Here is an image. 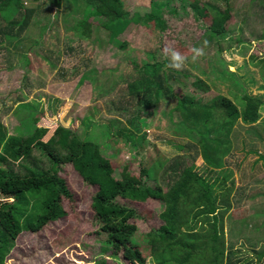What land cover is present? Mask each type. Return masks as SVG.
<instances>
[{
  "label": "rangeland",
  "instance_id": "374dc122",
  "mask_svg": "<svg viewBox=\"0 0 264 264\" xmlns=\"http://www.w3.org/2000/svg\"><path fill=\"white\" fill-rule=\"evenodd\" d=\"M24 1L28 7L32 3L42 7L47 2ZM160 1L164 3L165 0ZM160 1L156 5L163 9ZM198 1L201 6L207 3L222 12L230 10L227 35L213 40L205 35L206 26L211 24L210 11L201 14L199 20L194 11L184 10L181 2H176V12H165L168 29L163 31L147 25L142 19L152 11L151 0H124L125 10L130 14L128 21L104 29L96 19H91L90 35L85 33L81 37L75 29L81 13L70 15L71 10L65 2L60 10L47 4L24 35L28 41H39L27 51L28 55L0 48V122L10 135H24L28 120L22 121L23 116L17 112L21 104L29 105L36 111L38 126L48 129L45 142L73 134L82 138L89 135L111 161L116 179H122L126 169L138 176L146 165L159 161L171 165L183 154L174 145L185 142L175 134L180 116L171 111L176 103L163 97L157 106L152 99L146 105L149 108L141 105L140 99L127 105L129 82L137 79L144 64L164 63L158 74L162 76L164 70H168V75L173 74L177 78L173 86L178 94L190 93L204 101L223 96L235 102L234 94L239 100L248 94L264 101V0ZM56 12L59 15L54 16ZM204 41L208 42L205 55L193 63L189 50L203 46ZM165 47L175 48L187 56L182 71L165 67L169 63L163 54ZM227 71L235 73V77L231 78ZM196 77L210 86L208 92L194 89L192 82ZM234 81L242 88L240 85L233 87ZM229 88L234 89L233 94ZM262 107L257 124L247 126L239 118L233 126V149L224 169L233 174L227 181L232 208L224 219L226 241L232 247L234 260L240 264H264V257L259 258V253L264 251V161L260 158L264 157ZM138 116L143 120L139 135H146L141 152L116 132L113 137L107 135L110 122H114L118 130L130 127V120ZM90 119L92 125L88 127ZM196 153L194 151L196 172L203 177L207 175L208 182L217 187L216 178L221 181L224 176L215 172L207 174L205 163ZM37 155L26 156L18 168L24 170L25 166L42 164ZM161 173L160 170V180L164 179ZM59 174L73 193L71 200L63 201L67 216L44 224L35 232H23L5 264H102L103 261L105 264H130L126 260L128 252L125 256L103 252L107 236L99 232L92 209L97 187L86 183L70 163L64 164ZM117 202L139 214L131 221L138 227V236L163 224L161 201L134 202L118 198ZM145 256L149 257L146 253ZM148 264H154L152 258L148 259Z\"/></svg>",
  "mask_w": 264,
  "mask_h": 264
},
{
  "label": "trees",
  "instance_id": "16d2710c",
  "mask_svg": "<svg viewBox=\"0 0 264 264\" xmlns=\"http://www.w3.org/2000/svg\"><path fill=\"white\" fill-rule=\"evenodd\" d=\"M157 1L160 0H151L152 11L142 17L147 25L167 30L165 12H176L174 4L181 2L182 9L190 8L199 20L205 11L211 12V24L206 26L205 32L211 40L229 33L228 23L232 16L229 9L222 12L207 3L201 6L198 0L160 1L164 5L160 9ZM63 2L71 10L70 15L82 14L79 25L75 27L81 37L85 33L90 35L91 19H96L104 29L130 19L124 0H47L42 7L33 3L28 7L24 0H0V48L16 53L20 51L26 56L27 51L39 43L24 37L34 18L47 4L60 10ZM57 15L59 12L54 16ZM163 66L164 63L156 61L139 69L137 79L129 82L127 105L140 99L141 105L146 106L154 99L157 106L163 97L176 103L171 111L180 116L175 134L185 142L174 146L185 155H178L171 165L166 166L167 161L155 162L143 167L138 176L131 175L126 169L122 179H116L111 161L104 156L101 145L92 142L89 135L82 138L73 134L45 142L48 129L38 126L36 111L29 105L21 104L17 112L23 116L21 120H28L24 135H10L0 122V264H5L23 232H35L40 226L67 216L63 201L71 200L73 193L59 171L68 163L86 183L97 187L92 209L99 232L107 236L103 241V252L111 251L113 256H125L128 252L126 260L130 264H148L149 258L154 264H240L234 260L232 247L226 241L224 219L232 208L227 195L231 190L227 181L233 174L224 169L228 166L226 158L233 149V126L239 118L247 126L257 124L264 101L248 94L239 100L234 94L238 106L223 96L204 101L190 93L178 94L173 86L177 80L173 74L168 75V70H164L159 76ZM227 74L235 77V73L227 71ZM239 85L242 88L237 81L232 84L235 88ZM192 86L196 91L206 93L210 90V86L199 77ZM233 90L229 88L228 91L233 94ZM140 121H143L140 116L133 118L129 122L130 127H119L118 130L114 122H110L107 135L113 137L116 132L141 152L146 135H139ZM91 125L92 119L88 127ZM194 151L205 163L207 174L215 172L224 176L221 181L216 178L217 187L208 182L207 175L203 177L196 172ZM34 155L40 157L37 158L42 164L34 163L30 167L25 166L24 170L18 168L22 159ZM260 158L264 161V157ZM160 170L164 176L161 180ZM118 198L134 202L161 201L164 205L160 214L163 224L138 236V227L131 221L139 214L117 202ZM263 257L264 251L259 253L260 260Z\"/></svg>",
  "mask_w": 264,
  "mask_h": 264
},
{
  "label": "clouds",
  "instance_id": "9594fccd",
  "mask_svg": "<svg viewBox=\"0 0 264 264\" xmlns=\"http://www.w3.org/2000/svg\"><path fill=\"white\" fill-rule=\"evenodd\" d=\"M207 46L208 42L204 41L203 46L190 48L189 51L192 53L191 60L193 63L205 55V48ZM163 54L165 58L169 60V63L165 66L166 68L174 71H182L184 69L188 59L187 56L172 47H165L163 49Z\"/></svg>",
  "mask_w": 264,
  "mask_h": 264
}]
</instances>
